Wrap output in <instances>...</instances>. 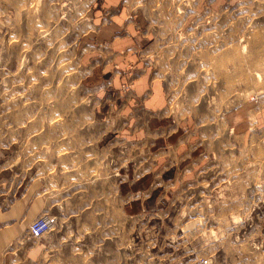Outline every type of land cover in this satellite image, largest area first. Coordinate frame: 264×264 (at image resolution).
Returning <instances> with one entry per match:
<instances>
[{"label":"rangeland","instance_id":"rangeland-1","mask_svg":"<svg viewBox=\"0 0 264 264\" xmlns=\"http://www.w3.org/2000/svg\"><path fill=\"white\" fill-rule=\"evenodd\" d=\"M148 66L205 158L129 214L113 174L126 193L143 128L102 123ZM262 105L264 0H0V201L49 219L28 235L57 264H264Z\"/></svg>","mask_w":264,"mask_h":264},{"label":"crops","instance_id":"crops-1","mask_svg":"<svg viewBox=\"0 0 264 264\" xmlns=\"http://www.w3.org/2000/svg\"><path fill=\"white\" fill-rule=\"evenodd\" d=\"M144 57L142 62L149 64V60ZM147 69L140 73V81H137L135 87L136 96H139L135 102H140V107L134 108V118L120 117L116 114L107 123H102L110 127L143 128L140 141L144 142L145 146L139 151L140 157L134 164L132 178L128 177L126 193H121L125 179L120 174L123 167V164L120 165L122 163L120 158L117 159L118 172L115 171L113 174L118 176L115 181L117 200L124 212L129 214L143 209L159 188L171 189L174 185L186 181L205 158L202 151L194 157L202 143L197 129L191 128V118L188 115L183 117L175 115L166 100L163 83L159 79H152L149 76L150 66ZM262 108L263 105L259 107L258 114L264 118ZM149 179L151 180L148 185H144L143 182ZM12 196L10 194L0 201V264H57L56 255L54 256L48 246L47 238H51L52 234L49 233L34 244L29 237L32 235H28L29 227L28 233L25 231L31 218V203H28V199V202L21 200L15 203ZM32 202H35L39 213L52 206L51 203H47L41 190Z\"/></svg>","mask_w":264,"mask_h":264},{"label":"bare ground","instance_id":"bare-ground-1","mask_svg":"<svg viewBox=\"0 0 264 264\" xmlns=\"http://www.w3.org/2000/svg\"><path fill=\"white\" fill-rule=\"evenodd\" d=\"M40 223V224H38ZM49 228V219L44 217V219H37V221L32 222L29 226V232L34 237H39Z\"/></svg>","mask_w":264,"mask_h":264},{"label":"built area","instance_id":"built-area-1","mask_svg":"<svg viewBox=\"0 0 264 264\" xmlns=\"http://www.w3.org/2000/svg\"><path fill=\"white\" fill-rule=\"evenodd\" d=\"M38 224H40V223H38Z\"/></svg>","mask_w":264,"mask_h":264}]
</instances>
